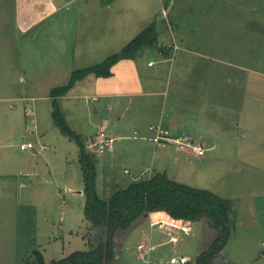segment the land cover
Segmentation results:
<instances>
[{
	"label": "rangeland",
	"instance_id": "obj_1",
	"mask_svg": "<svg viewBox=\"0 0 264 264\" xmlns=\"http://www.w3.org/2000/svg\"><path fill=\"white\" fill-rule=\"evenodd\" d=\"M55 3L63 7L56 16L28 29L21 26L26 23L23 10L32 4L26 0H0V83L4 87L12 85L18 95L33 83L36 98L30 103L34 104L35 119L40 122L38 136L33 135L31 141L36 147L31 149L38 175L30 179L11 177L3 182L0 264H34L35 250L41 251L46 263H50L77 250H88L104 237L105 230H94L85 218L80 147L55 123L49 92L67 85L75 70L101 63L120 52L154 21L159 24L157 46L143 49L135 59L120 60L109 78L87 76L66 97L59 99L69 126L86 140L89 151L88 144L97 140L105 120L113 124L121 116L123 120L141 121L140 126H131L127 132L115 133L112 126L104 129L112 138L126 135L117 138L104 154L94 153L98 159V194L109 200L117 190L127 188L137 179L166 172L180 183L209 189L228 199L234 197L238 215L232 240L213 264H262L261 242L252 240L251 232L243 225L239 161L236 166L208 162L210 155H221L211 151L206 155L204 152L205 156L198 155L194 146L207 148V144L199 145L194 139L187 143L181 141L184 144L181 147L175 143L180 151L165 138L156 143L154 136L162 133L159 125L162 111L157 102L163 103L164 96L157 95L151 106L150 99L155 96L144 95V89L149 88L145 86L149 83L148 77L160 72L162 80L153 83V87L169 95L163 110L168 121L174 115L175 107L171 105L179 101L181 110L175 114L182 129L191 125L190 132L194 128L196 133L203 132L204 123H211L212 119L225 120L224 133L235 129L234 121L238 117L227 112L234 96H226V90L223 93L220 85L244 84L246 100L253 96L264 99V0H55ZM38 8L36 14L44 10ZM166 58L170 62L163 66L160 61ZM230 63L241 65L243 70L234 69ZM171 64L181 66L180 71L170 69ZM23 67L30 73V79L24 80ZM190 69L192 86H218L217 89L209 87L213 94L208 98L192 91L193 111L186 109L187 101L182 98L186 90L181 87L182 83L187 84L183 79ZM108 93L129 96L116 98L121 108L113 111L108 109L113 99L103 96ZM130 102V109L126 111L123 107ZM261 110L264 117V100ZM150 124L159 129L150 130ZM142 126L147 130L139 129ZM135 128L137 131L133 133ZM157 146H163L158 153ZM183 151L204 157L188 156ZM21 180L28 183L27 188L20 186ZM154 231L159 232L148 219L142 220L140 226L118 230L113 237L117 259L109 264H145L138 244L144 232ZM178 234L177 245L166 242L157 247L151 258L153 264H171L173 256L182 255L196 264L200 253L208 250L218 235L207 218L195 221L192 233L178 231Z\"/></svg>",
	"mask_w": 264,
	"mask_h": 264
},
{
	"label": "crops",
	"instance_id": "obj_2",
	"mask_svg": "<svg viewBox=\"0 0 264 264\" xmlns=\"http://www.w3.org/2000/svg\"><path fill=\"white\" fill-rule=\"evenodd\" d=\"M40 1H42L41 4H39ZM26 2H30L32 5L24 7L23 11L24 13H26L25 14L26 23L21 26L28 29L36 26L41 21L52 19L63 8L61 6H57L55 0H26ZM38 6L40 7V9L44 8V10H40V13L36 14V11L39 9ZM31 15H34L35 17ZM19 18L20 20H23L22 15ZM231 24H235V22H232ZM166 57H168L167 54ZM169 59L170 58L163 59L160 61V63L164 66V64H168L170 62ZM24 65L28 67L27 62H24ZM230 65L234 69L243 70L242 66L238 65L237 63H230ZM169 66L170 69H173V71L176 68L177 71H180L181 66L176 67V65H172V64ZM23 68L21 73H23L25 76V78L23 77L24 80L25 79L27 80V78L30 79V73H27L28 71L26 67L24 69ZM186 74L187 75H185V78L183 80H186L187 84L186 83L181 84V87H185L186 90L185 96L182 98H184L187 101L188 105L186 106L187 107L186 109L188 111H193L191 108V105L193 104L192 91L201 93V95L199 96L208 98L209 96L212 97L213 94L212 92L210 94L211 86L215 87L216 89L218 86L217 85L192 86L191 69ZM162 77L163 74H161L160 72L150 75L148 77L149 83L145 85L146 87L149 88L144 89V95L155 96L150 99L151 106L152 103L156 100L157 95L164 96L163 103L157 102L158 106L161 108L162 111L160 117V124H159L160 131L162 132L160 133L161 138H165L168 141V143L174 145H176L175 143H177L176 142L177 140L187 143V141H191L194 139L195 142H197V144L206 143L207 148L204 147L205 155L207 152L210 151L212 152V154L221 155V156L210 155L208 157V162L216 161L224 165L236 166L238 164L236 162L239 161V166H237V168L239 169V173L242 178L241 207H242V214L244 216L243 225L244 228L247 230V232H251L250 237L252 240L254 241L257 240L261 242L262 252L260 253L261 256L264 257V128H263L264 117H262V110H261L264 99L259 96H253V98L248 97V100H246V98L243 97L244 96L243 89L245 87L244 84L220 85V89L223 91V93L224 90H226L225 93L226 96L232 94L234 96L233 99L229 102V106L231 108H229L227 112L228 114H235L238 117L237 122L236 120L234 121L235 129H230L229 133H224L223 129L225 127V123L223 122L225 120H223V122H220L215 119H212L211 123H207V121L206 123H204L205 124L204 128L201 129L203 132L196 133L197 131L195 128L194 131L190 132L191 125L189 128L186 127L182 129L183 127L179 124V118L176 117L177 115L175 113L180 112L177 110H181L179 106L180 104L179 101H176L174 102L173 105H171L175 107L176 110L172 109L174 115L171 114L170 117H168L169 121L166 119V116L165 117L163 116L164 115L163 110L166 109L167 106L166 98L169 95L167 91L153 87L155 86V84L153 83L157 82L158 80H162ZM0 80H2L1 77ZM153 88L155 90H153ZM34 91L35 89L33 83H29V85H27L23 89V93L21 95H18V91H16L12 87V85H10L9 87L8 86L4 87L2 82L0 83V194L2 192V189L4 190V186H3L4 180H11L10 179L11 177H16L18 179H23V177H26V179H30L38 175V172H36L35 170V164H34L35 153L32 152V149L23 150L19 146V141H21L20 143L21 145L25 141H32L33 135L35 136L36 134L38 136V128L40 122L39 120L35 119L36 112L33 103L36 97ZM223 93L221 94V98L224 96ZM121 95L129 96L128 93H124V94L108 93L103 95L106 96V99L108 98L113 99V102H110L108 104L109 110L113 109L114 111L116 108L119 107L121 108V106H119L120 100L118 99L115 100L116 98L121 97ZM111 99L108 101H112ZM32 101L33 103L31 104L30 102ZM131 104L132 103L130 102L129 105H127L128 107L125 106L123 108L127 111L130 109ZM252 107L254 111H252ZM31 116L33 118H31ZM166 121L168 122L165 123ZM193 122H194V118H193ZM137 124H139V126L141 124V121L138 120L137 118H129L123 120L122 117L120 116L118 120H114L113 124H111V121L105 120L101 130L105 132L104 129H108L112 126V128L115 130L114 131L115 133H121L119 131L123 130V132L124 131L127 132V130L131 126H136ZM151 126H155V125L150 124L149 126L150 130H151ZM213 128H215V130H213ZM139 129H141L142 131L147 130L145 126H142ZM136 131L137 129L135 128L133 133ZM163 132L170 134L163 135ZM106 135L111 137L108 134ZM124 135L118 137L114 136L113 138L116 140L117 138L124 137ZM156 136H154V138ZM195 137H198L200 141L197 140V138ZM234 137H238L237 139L238 141L234 140L233 139ZM142 138H146V136H143ZM149 138L151 139L152 137ZM158 146L156 149L157 153L160 148L161 149L163 148L164 145L160 147ZM43 149H45L44 146ZM139 149L141 148L139 147ZM176 149L177 151L178 150L180 151L178 146ZM188 150L190 149L188 148ZM23 152H28L31 154H27ZM183 152H186L188 156L195 154L189 151H183ZM166 154H169V152H166ZM230 154H233L236 160L233 159L234 157L232 158ZM226 155L230 156V158H227ZM204 156H197V157H204ZM19 184L24 188L28 187V183H25L23 180H21ZM231 198L236 200L234 197ZM169 217L170 216L168 215V213L163 211L153 212L150 213L149 215L139 218L133 223V225L140 226V222H142V220L144 219H148L151 225V223L155 220L168 219ZM234 236L237 239L236 234ZM164 239H165L164 235L160 234L159 232L155 233L154 231V233L144 232L141 241L142 242L144 240L151 241L152 243L162 247L164 246L162 243ZM231 240L232 239L230 238L229 241ZM263 257L262 260L260 259L262 264H264ZM34 264H35V260H34Z\"/></svg>",
	"mask_w": 264,
	"mask_h": 264
},
{
	"label": "trees",
	"instance_id": "obj_3",
	"mask_svg": "<svg viewBox=\"0 0 264 264\" xmlns=\"http://www.w3.org/2000/svg\"><path fill=\"white\" fill-rule=\"evenodd\" d=\"M159 24L154 21L131 40L120 52L103 62L75 70L67 85L53 88V119L61 132L80 147V163L84 176L86 220L94 230L104 232L99 244L88 250H77L65 258L46 263L39 250L34 251L35 264H109L116 258L113 237L118 230H127L141 217L153 212H166L174 219L198 221L207 218L209 226L218 234L208 250L200 253L196 264H213L228 244L236 227L237 203L209 189L180 183L166 172H156L117 190L109 200L101 198L97 190V156L90 152L85 139L68 124L60 108L59 99L66 97L74 85L89 75L109 78L113 67L122 59H135L140 51L158 45ZM101 229V230H100Z\"/></svg>",
	"mask_w": 264,
	"mask_h": 264
},
{
	"label": "built area",
	"instance_id": "obj_4",
	"mask_svg": "<svg viewBox=\"0 0 264 264\" xmlns=\"http://www.w3.org/2000/svg\"><path fill=\"white\" fill-rule=\"evenodd\" d=\"M177 49V47H175ZM153 63H150L152 65ZM152 130L158 129V127L151 126ZM97 140H93L88 144V148L93 153H98L99 155L104 154L109 149L112 148L113 142L115 141L114 138L109 137L106 135L104 131H101L96 138ZM161 136L157 135L154 140L155 142H159L161 140ZM177 144H180L181 146H184V144L181 141H176ZM189 144V143H188ZM190 145V144H189ZM35 144L31 141H26L21 144V148L23 150H28L34 147ZM196 153L198 155H204V148L202 146H197ZM152 227H157L158 231L161 232L165 239L162 241V243H172L174 245H177L180 242V234H178V231L184 234H190L193 232V222L192 221H186L182 219H174L172 217H169L168 219H158L151 223ZM159 245L152 243L151 241H144L141 242L138 245V250L141 254V258L144 260L145 264H153L152 262V254L156 251L157 247ZM171 264H191V259L188 256H173L170 259Z\"/></svg>",
	"mask_w": 264,
	"mask_h": 264
}]
</instances>
